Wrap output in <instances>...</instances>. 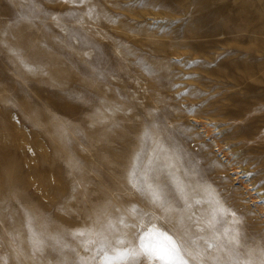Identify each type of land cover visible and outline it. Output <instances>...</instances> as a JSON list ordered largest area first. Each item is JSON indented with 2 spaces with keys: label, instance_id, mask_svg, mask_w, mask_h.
<instances>
[{
  "label": "rangeland",
  "instance_id": "rangeland-1",
  "mask_svg": "<svg viewBox=\"0 0 264 264\" xmlns=\"http://www.w3.org/2000/svg\"><path fill=\"white\" fill-rule=\"evenodd\" d=\"M173 246L264 264V0H0V264Z\"/></svg>",
  "mask_w": 264,
  "mask_h": 264
},
{
  "label": "built area",
  "instance_id": "built-area-1",
  "mask_svg": "<svg viewBox=\"0 0 264 264\" xmlns=\"http://www.w3.org/2000/svg\"><path fill=\"white\" fill-rule=\"evenodd\" d=\"M204 132H206V135H208L212 141H213V147L217 155L222 157L223 159L230 160L232 156H234L233 149L231 146L226 143V142H221L216 140L215 137V132L214 128L210 125L208 128L207 127H202Z\"/></svg>",
  "mask_w": 264,
  "mask_h": 264
},
{
  "label": "snow or ice",
  "instance_id": "snow-or-ice-1",
  "mask_svg": "<svg viewBox=\"0 0 264 264\" xmlns=\"http://www.w3.org/2000/svg\"><path fill=\"white\" fill-rule=\"evenodd\" d=\"M161 259L166 260L167 264H187V261L180 258L179 250L175 246L169 253L162 255Z\"/></svg>",
  "mask_w": 264,
  "mask_h": 264
}]
</instances>
